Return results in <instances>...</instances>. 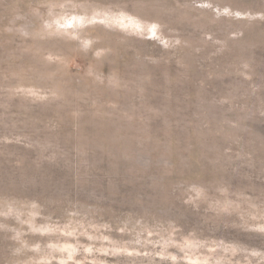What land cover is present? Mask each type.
Returning a JSON list of instances; mask_svg holds the SVG:
<instances>
[{
  "label": "rangeland",
  "instance_id": "1",
  "mask_svg": "<svg viewBox=\"0 0 264 264\" xmlns=\"http://www.w3.org/2000/svg\"><path fill=\"white\" fill-rule=\"evenodd\" d=\"M0 264H264V0H0Z\"/></svg>",
  "mask_w": 264,
  "mask_h": 264
}]
</instances>
